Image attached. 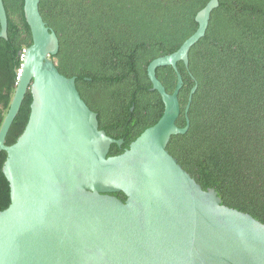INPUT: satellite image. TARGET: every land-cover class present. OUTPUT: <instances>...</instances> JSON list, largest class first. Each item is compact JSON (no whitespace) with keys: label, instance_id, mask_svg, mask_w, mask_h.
I'll use <instances>...</instances> for the list:
<instances>
[{"label":"water","instance_id":"obj_1","mask_svg":"<svg viewBox=\"0 0 264 264\" xmlns=\"http://www.w3.org/2000/svg\"><path fill=\"white\" fill-rule=\"evenodd\" d=\"M39 3L24 0L32 44L23 52L0 126L10 196L0 211V264H264V224L222 205L214 189L203 190L166 150L172 136L188 131L197 90L195 82L184 108L185 126L177 127L182 87L177 63L188 68V53L204 37L218 0L196 14V31L174 53L147 66L150 91L160 96L163 113L115 156H108L110 146L120 147L122 140L99 129L75 77L61 75L50 59L58 39L44 23ZM1 39H7L2 0ZM160 67H171L176 75L172 93L156 78ZM27 91L26 126L6 146Z\"/></svg>","mask_w":264,"mask_h":264},{"label":"trees","instance_id":"obj_2","mask_svg":"<svg viewBox=\"0 0 264 264\" xmlns=\"http://www.w3.org/2000/svg\"><path fill=\"white\" fill-rule=\"evenodd\" d=\"M208 1L40 0L39 12L58 39V52L50 57L58 72L75 77L99 129L117 140L109 131L127 126L130 144L163 113L160 96L150 91L147 66L174 53L196 31L195 16ZM218 2L204 37L188 53V68L177 63L182 77L177 127L185 126L184 108L195 82L197 90L187 113L188 131L172 136L166 150L203 190L214 189L222 205L264 224V0ZM2 3L7 39L0 40V126L23 52L32 44L24 0ZM155 75L172 93L173 69L160 67ZM30 103L27 91L6 146L22 134ZM113 148L108 156L123 151ZM5 159L0 152V211L10 204ZM113 195L125 200L122 193Z\"/></svg>","mask_w":264,"mask_h":264},{"label":"flooded vegetation","instance_id":"obj_3","mask_svg":"<svg viewBox=\"0 0 264 264\" xmlns=\"http://www.w3.org/2000/svg\"><path fill=\"white\" fill-rule=\"evenodd\" d=\"M132 110V109H131ZM127 132H128V127L127 126H125L123 129H121V128H116L114 131H109V133L111 134V135H115V136H117L118 138H117V140H122V144L120 145V147H118V146H116V145H111L110 146V149H109V151L112 149V147L113 146H115L116 148H113V151L114 152H116V151H121V150H125L126 149V146L128 147L129 146V144H127V138L128 137H130L131 135H129V134H127ZM106 135H107V133H106ZM108 136V135H107ZM109 137H111V136H109ZM122 151V152H123ZM114 196V195H113ZM115 197H117V196H115ZM118 198V197H117ZM119 199V198H118ZM125 201V200H124Z\"/></svg>","mask_w":264,"mask_h":264}]
</instances>
